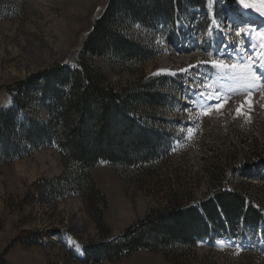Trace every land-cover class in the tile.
Instances as JSON below:
<instances>
[{"label":"rangeland","instance_id":"obj_1","mask_svg":"<svg viewBox=\"0 0 264 264\" xmlns=\"http://www.w3.org/2000/svg\"><path fill=\"white\" fill-rule=\"evenodd\" d=\"M107 3L108 0H0V106L8 108L12 104L14 95L8 93L7 86L55 63L72 64ZM238 7L237 12L243 14L242 5L238 3ZM214 12L218 16L225 14L227 17L230 13L236 16V12L220 2L215 3ZM183 15L178 28L174 29L160 30V24L153 32L139 26L122 28L127 37L152 48L154 58L133 68L117 65L119 69L104 59H88L91 68L102 71L99 84L121 91L154 80L157 82L155 90L163 97L164 105L152 111L172 110L174 105L170 108L169 98L179 100L180 93L170 75L159 72L158 62L170 55L167 40L184 36L178 40L179 44H184L189 37L196 38L198 29L192 25L195 27L197 16L192 17L186 9ZM216 15L208 11L206 26L225 27V21H218ZM204 43L210 44V37L204 38ZM181 64L180 69L189 66ZM157 72L158 75H153ZM183 73L180 71L174 79L185 77ZM29 99L30 107L18 116L21 124L29 109L34 114L33 97ZM149 110V107L143 109V105H138L136 113L148 119L143 114ZM38 118L44 121L45 116L39 112ZM257 121L262 123L264 118L259 117ZM230 123L227 130L226 125L216 126L207 120L198 154L180 155L159 165L153 164L138 178L124 173V169L120 176L106 163H99L92 171V180L108 202L102 216L109 231L105 240H113L154 211L172 206V200L180 201L181 205L200 197L211 189L218 169L238 159L246 162L264 157V123L260 129L237 120ZM161 143L162 151L166 142ZM65 172V163L53 148H43L0 166V253H5L6 264H80L84 247L103 241L93 222L88 200L67 196L57 201L41 192L43 181H51ZM239 187L245 190V185ZM246 189L258 202L264 203L263 188ZM93 264H264V258L185 247L171 249L166 254L139 251L118 261L103 260Z\"/></svg>","mask_w":264,"mask_h":264},{"label":"trees","instance_id":"obj_2","mask_svg":"<svg viewBox=\"0 0 264 264\" xmlns=\"http://www.w3.org/2000/svg\"><path fill=\"white\" fill-rule=\"evenodd\" d=\"M226 2L231 6L234 0ZM206 3L207 0H108L72 64L55 63L5 88L14 97L10 107L0 106V166L43 148H53L60 154L66 172L43 181L41 192L57 201L67 196L88 200L93 222L103 236L102 242L84 247L80 264L118 261L139 251L166 254L171 249L193 247L195 239L207 234L210 224L220 225V214L229 223L240 217L249 223L260 219L255 211L245 209L241 195L218 192L192 208L172 200V206L154 211L113 240H105L109 231L102 216L108 202L95 187L92 171L99 163H106L120 176L125 171L138 178L146 168L158 163L164 155V138L150 123L155 124L156 113L152 110L163 106L164 99L155 90L154 80L131 90L102 87L101 69L91 68L87 60L104 59L116 69L117 65L141 66L155 53L148 45L127 37L122 28L139 26L153 32L159 23L173 25L187 7L204 8ZM30 96L34 114L29 109L21 124L18 116L30 107ZM138 105L151 109L143 114L148 119L136 113ZM39 112L44 114V121L38 118ZM262 158L258 156L253 161ZM243 171L247 175L254 173L250 167ZM4 255L0 253V264H6Z\"/></svg>","mask_w":264,"mask_h":264},{"label":"built area","instance_id":"obj_3","mask_svg":"<svg viewBox=\"0 0 264 264\" xmlns=\"http://www.w3.org/2000/svg\"><path fill=\"white\" fill-rule=\"evenodd\" d=\"M193 11L196 13L197 18H199L195 27L192 25L193 28L197 30L198 24L202 22V18L200 17L199 9H194ZM160 26V30L165 27L163 24H160ZM198 37L199 35H196V38ZM190 40L193 44L188 47L185 46L186 44H171L167 42L170 51L169 54H173L175 51L188 55L192 57V60L190 64L186 65L196 66L190 69L189 66L183 68L189 70L183 71V74H186V76L177 81L181 84V87L177 86V88L180 89L179 100H172L170 97V108L173 105L174 108L172 110H167L166 112L160 111L156 113L155 124H151L155 130L161 133L166 142L164 155L158 163L154 164V166L165 161L167 162L176 156H182L185 154L193 155L194 153L198 154L202 147L201 140L203 137V129L207 120L216 126L226 125L227 130L230 129V122L237 120L233 119L231 121H226V119L216 115L215 112L210 116H202L200 114L201 105L208 106L217 103L214 97L213 99H206L208 95L216 93L230 97L225 107L246 99L245 95L222 93L218 87L212 84L211 77L213 74L210 72L211 70L213 71V69L210 68H213V66L210 63L199 62L209 61L211 59H223L226 62V59L221 54L210 56L204 53L200 48L194 46L195 41L193 37L190 39L188 38L187 42H190ZM181 70L182 69L177 71V73H180ZM177 73L174 75L170 73L167 74L172 77L176 76ZM205 85L212 87H205ZM262 91L263 90H259L253 93V96L258 95ZM143 109L145 108L143 107ZM136 118L138 119L139 117L136 116ZM214 118L216 122L213 123ZM237 121L241 122L240 120ZM188 129L195 130V134L191 138L188 136ZM252 160L245 162L243 159H238L228 167L218 169V177L214 180L212 187H210L211 189L207 190L198 198L196 197L185 201L181 204V207H197L201 202L212 199L218 192L234 193L241 195L246 203L245 209H252L255 211L261 217L262 221L256 224H251L246 222L243 218H239L232 223H229L225 220L223 215L220 214V225L217 226L210 224L209 234L205 237L195 239L193 247H190L191 249L201 248L204 251L217 254H233L235 256L243 257L258 256L259 258H264V203L262 204L258 202L254 198V195H251V193L249 194L246 189H253L257 186L264 189V157L257 161ZM249 167L252 168V171L255 174H243V170ZM231 181L234 182V184L231 183ZM237 184L245 185V190L240 188ZM221 241L224 242L223 250H221ZM238 247L241 248L242 251L239 255H236L235 251Z\"/></svg>","mask_w":264,"mask_h":264},{"label":"snow or ice","instance_id":"obj_4","mask_svg":"<svg viewBox=\"0 0 264 264\" xmlns=\"http://www.w3.org/2000/svg\"><path fill=\"white\" fill-rule=\"evenodd\" d=\"M261 7L257 8L256 10L259 12L261 16H264V0H259ZM240 3L245 7L249 8L252 7V5L246 0H240ZM261 38L264 40V33H261ZM264 47V45H262ZM199 63H210L214 68L221 70L228 79L236 81L237 86L241 90L235 91L236 95H245L246 99L244 103L240 104L236 109V117L244 116L247 120L250 121L251 117L248 115L247 112L244 111L245 104L247 105V108L249 110L252 109L253 104L256 103V101H253L251 97L253 96V89L256 90H264V84H260L259 80L260 77L256 75V73L252 69V65L249 63H227L223 59H211L209 61H201ZM196 65H190L189 69L192 67H195ZM189 69H182L181 71H188ZM160 71H167V70H160ZM159 72L153 73V75H158ZM173 75L175 73H172ZM205 87H212L209 85H205ZM203 95V94H202ZM213 97L216 99L217 103L215 105H208L200 106V114L202 116H210L213 112L217 114H223L222 110L224 109L225 105L228 103L230 97L228 96H222L220 94H210L206 97V99H213ZM262 99H264V92H262ZM261 107H264V104L261 105ZM235 118V117H234ZM188 136L191 138L195 134L194 129H188ZM221 250H223L224 242H220ZM242 251L241 248H237L235 251L236 255H239Z\"/></svg>","mask_w":264,"mask_h":264},{"label":"bare ground","instance_id":"obj_5","mask_svg":"<svg viewBox=\"0 0 264 264\" xmlns=\"http://www.w3.org/2000/svg\"><path fill=\"white\" fill-rule=\"evenodd\" d=\"M246 2H248V1L246 0ZM251 5H252V7L245 8L248 11L247 15L251 14L253 17H255L259 21L264 20V16H261L259 14V12L256 10L257 8L261 7V4H260L259 0H253V3ZM239 29H241V28H239ZM171 56H173V57L171 58ZM191 60H192V57H190L188 55H185L183 53L174 51L173 54L164 56L163 58H161L159 60V62H158V65H159L158 70H159L160 73H170V74L177 73V71H179V66H180L181 63L184 62V64H190ZM162 69L163 70H167V71H160ZM262 92H264V90ZM262 92L259 93L258 95H255V96L251 97V99L253 101H256V103L253 104V107H252L251 110H249L247 108V105L245 104L244 111L247 112L248 115L251 117L250 121L247 120L244 116L236 117L235 109L240 104L244 103L245 100L241 101V102L238 101V102H235V104H232L230 106L224 107V109L222 110L223 114H217L216 113V115H219L221 118L226 119V121H231L233 119H237V120H240L243 123L256 125L260 129L261 126H262V123H264V122L260 123L259 121H257V119L259 117L264 118V107H261V105L264 104V99L261 98L262 97ZM214 122H216L215 118L213 120V123Z\"/></svg>","mask_w":264,"mask_h":264}]
</instances>
